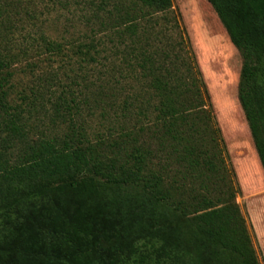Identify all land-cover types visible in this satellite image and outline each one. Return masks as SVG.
Returning <instances> with one entry per match:
<instances>
[{
	"label": "trees",
	"instance_id": "obj_1",
	"mask_svg": "<svg viewBox=\"0 0 264 264\" xmlns=\"http://www.w3.org/2000/svg\"><path fill=\"white\" fill-rule=\"evenodd\" d=\"M139 2L151 12L172 6ZM209 2L242 57L237 98L264 173V0ZM8 65L0 57V71ZM191 82L200 104L180 111L172 90L158 108L169 163H153L132 132L112 156L75 130L30 138L0 89V264H260L207 90L199 80L203 100Z\"/></svg>",
	"mask_w": 264,
	"mask_h": 264
},
{
	"label": "rangeland",
	"instance_id": "obj_2",
	"mask_svg": "<svg viewBox=\"0 0 264 264\" xmlns=\"http://www.w3.org/2000/svg\"><path fill=\"white\" fill-rule=\"evenodd\" d=\"M0 57L9 64L0 89L12 109L22 110L30 138L76 131L83 144L112 156L123 151L114 142L132 132L154 151L153 163L171 160L170 138L161 140L160 101L173 90L180 111L192 109L200 94L191 80L204 96L202 80L234 169L235 200L264 264L239 197L246 164L261 167L237 98L242 57L209 0H172L160 12L139 0H0ZM222 186L211 183L213 197Z\"/></svg>",
	"mask_w": 264,
	"mask_h": 264
},
{
	"label": "crops",
	"instance_id": "obj_3",
	"mask_svg": "<svg viewBox=\"0 0 264 264\" xmlns=\"http://www.w3.org/2000/svg\"><path fill=\"white\" fill-rule=\"evenodd\" d=\"M252 165L246 164L238 175L241 187L240 198L245 199V208L261 247L264 249V173L259 164L251 160ZM242 171V172H243Z\"/></svg>",
	"mask_w": 264,
	"mask_h": 264
}]
</instances>
